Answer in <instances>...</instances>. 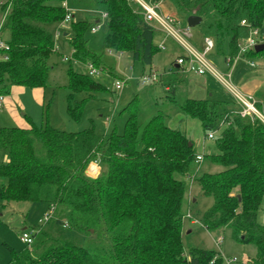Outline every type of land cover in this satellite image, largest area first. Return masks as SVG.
Wrapping results in <instances>:
<instances>
[{
	"label": "trees",
	"instance_id": "obj_1",
	"mask_svg": "<svg viewBox=\"0 0 264 264\" xmlns=\"http://www.w3.org/2000/svg\"><path fill=\"white\" fill-rule=\"evenodd\" d=\"M169 1L186 17H200L202 35L214 39L215 56L233 58L249 27L264 25V0ZM64 2L67 5L66 0H0L1 32L9 31L7 58H0L3 97L13 86L46 89L49 59L57 50L56 36L46 26L62 23L68 13ZM73 2L85 7L94 21L71 14L66 23L71 53L66 61L91 63L115 76L114 60L106 53L114 51L130 52L134 60L151 66L160 50L154 42L157 30L143 21L132 2ZM101 13H106L105 36L103 50L97 51L89 47L86 33ZM244 56L263 57L264 49ZM66 75L67 113L77 121L87 96L105 87L87 71L69 67ZM165 86L171 92L166 100L199 120L205 139L217 131L216 153L203 154L196 163L194 142L167 125L162 112L140 126L134 100L124 109L127 117L120 133L115 128L105 134L92 127L59 129L50 122L51 101L42 105L40 124L26 117L27 127L0 125V200L46 203L53 225L62 231L97 235L96 245H83L74 234L51 236L41 228L32 233L31 246L19 251L8 247L7 264H222V255L214 250L191 247L185 253L181 231L186 178L213 197L202 218L204 228H229L235 242L255 247V255L241 264H264V223L258 217L264 209V125L237 113H221L215 99L178 101L171 83ZM258 106L264 109V100ZM97 159L101 173L88 176V165L87 173H98L93 170L96 163H91ZM204 160L222 169L192 173L191 168Z\"/></svg>",
	"mask_w": 264,
	"mask_h": 264
},
{
	"label": "rangeland",
	"instance_id": "obj_2",
	"mask_svg": "<svg viewBox=\"0 0 264 264\" xmlns=\"http://www.w3.org/2000/svg\"><path fill=\"white\" fill-rule=\"evenodd\" d=\"M67 1V10L71 12L74 19L87 17L94 21L93 16L88 10L80 4L74 3L73 0ZM133 8H136L132 5ZM163 12H173L178 20L180 29H188L190 33L189 41L199 48L202 43L201 24L188 26L187 17L177 11L169 0L161 3ZM4 14L0 11V25L3 24ZM94 24V22H93ZM66 28L65 23L58 24ZM53 26H46L49 31L54 33L57 50L51 55L49 64L52 66L46 83L44 104L51 101L48 110L50 122L59 129L67 131H79L92 127L97 134H105L115 130L120 133L127 117L124 110L127 105L134 100L137 110L138 123L144 126L148 120L162 112L165 115L167 125L172 128L179 129L184 132L193 142L196 152H199L200 144L205 141V152L210 154L213 150L216 152L214 139H205L199 120L191 118L185 114L178 106L168 102L166 97L171 95L170 91H166L165 83L170 82L174 87V96L178 101L185 98L195 99H215L219 101V111L236 113L239 105L235 102L232 95L225 90L222 85L209 75H196L178 71L174 67V59L180 52L176 43L168 36H164L158 32L154 36V42L159 44L163 42L165 48L159 50L154 56L151 66H143L139 60H134L130 52H114L106 51L108 59L114 60L115 76L106 73L104 69L94 76L93 79L99 81L105 87L104 90L96 92L90 97L87 96L83 111L79 120H73L67 113V88L68 78L66 71L69 67L77 72L85 73L86 65L72 61H65L63 57L70 55L71 48L63 36L62 30ZM2 38L8 39L9 31L2 30ZM105 36V28L103 19L101 26L92 32L86 33V38L90 48L102 51L103 40ZM215 55H212L213 58ZM222 57L215 56L218 59L215 63L222 69ZM248 60L254 62V66H248ZM155 69L158 74H163L162 79L156 82L142 84L139 81L140 76ZM100 69V68H99ZM118 78H126L128 81L123 85L120 91H114V82ZM232 82L242 92L252 95L257 100H264V57L255 58L240 57L236 61L234 71L232 73ZM8 105L4 109H0V125L1 126H25V116L30 117L36 124H40L42 120V92L40 89H14L8 95ZM84 95H78L82 98ZM25 116H24V115ZM106 118H109L108 124ZM108 127H107V125ZM215 146V148H213ZM212 149V150H211ZM4 160H7L5 157ZM97 167H100L99 165ZM88 168V167H87ZM222 168L207 160L198 166L195 164L191 170L196 171L218 172ZM88 170V169H87ZM87 170L85 173L87 174ZM96 172V169H93ZM96 177L101 173V167ZM91 176V175H88ZM188 183L187 195L189 200H185L183 205L184 216L182 219V244L187 253L191 247H199L202 249H210L220 252L223 257H233L238 259V263L246 260L248 257L255 255V247L252 244H240L235 242L231 237L229 228H219L215 231H207L203 225V215L213 205L212 195H205L196 181L186 178ZM264 207V203H263ZM48 211V205L43 202H27L12 201L4 202L0 200V264H7L11 258L8 247H12L15 251L31 246L20 239L22 232L34 233L43 228L44 231L51 236L58 235H75L72 231H62L64 228H58L53 225L50 217L45 224L43 221L44 214ZM259 221L264 223V209L259 210ZM51 220V221H50ZM77 243L83 245H96L97 235L92 233L89 237L84 234L77 233L75 235Z\"/></svg>",
	"mask_w": 264,
	"mask_h": 264
},
{
	"label": "built area",
	"instance_id": "obj_3",
	"mask_svg": "<svg viewBox=\"0 0 264 264\" xmlns=\"http://www.w3.org/2000/svg\"><path fill=\"white\" fill-rule=\"evenodd\" d=\"M138 9V13L142 15L143 21L149 26L156 29L158 32L162 33L164 36L170 37L178 46L179 53L174 59V65L177 67L178 71L193 73L196 75H209L216 79L222 87L227 90L235 102L239 105V110L236 112L240 117L249 118L250 120H258L264 125V109L259 107V101L256 100L252 95L242 92L238 89L232 82V73L236 65V61L240 57H245V53L250 50H255V47L260 44H264V25L261 27H249L248 34L243 41L238 44V51L236 55L232 58L230 56L222 57V62L224 68L220 69L214 62L211 55L215 46L214 39L211 36H202L201 47L197 48L190 41V33L188 29H180L178 27V20L173 14L164 13L161 9V3L164 0H129ZM63 5L67 8L66 3ZM106 13H101L100 20H96L91 27V31L95 32L101 26V19L104 20ZM72 18L71 12L65 15L62 23H68ZM244 22H242L243 24ZM0 25V58H7V50L9 48L6 40L2 38ZM160 50L164 49L165 46L163 42L158 45ZM264 57V56H263ZM63 59L66 61L67 56ZM248 65L250 67L254 66L252 60H248ZM87 72L89 75L94 76L100 72V70L94 67L91 63L87 65ZM165 74V73H163ZM163 74H158L156 70H151L146 74H142L139 81L142 84H147L150 82H156ZM128 81V79H117L114 82V89L120 91L123 85ZM4 97L0 95V109L3 105ZM109 120V118H106ZM217 131H210L206 136L207 139L212 140L216 136ZM203 159V154L198 153L196 156V163H199ZM99 165V159L94 162ZM89 167V165H88ZM88 169V168H87ZM86 169V170H87ZM87 175H92L87 173ZM50 217H52V209L48 210L44 216L43 221L46 222ZM20 239L25 243L29 244L33 242L32 233L22 232ZM222 264H239L238 259L233 257H223Z\"/></svg>",
	"mask_w": 264,
	"mask_h": 264
},
{
	"label": "crops",
	"instance_id": "obj_4",
	"mask_svg": "<svg viewBox=\"0 0 264 264\" xmlns=\"http://www.w3.org/2000/svg\"><path fill=\"white\" fill-rule=\"evenodd\" d=\"M162 2H164V1H162ZM164 13H169V14H173V15H175L173 12H164ZM66 24V23H65ZM58 29H61L62 30V34H63V36L64 37H66V41H67V37H68V31H67V26H66V28L65 27H62V26H58V28H57V30ZM199 48H200V46H199ZM65 56H69V55H65ZM222 59V58H221ZM214 60V62H216L218 59H213ZM153 61V60H152ZM249 66V65H248ZM151 67H152V64H151ZM174 67H175V69L177 68L175 65H174ZM223 68H224V66H223ZM151 70H155V69H152L151 68ZM168 87L167 86H165V89H167ZM14 89H18V90H20V89H23V87H19V86H13V87H11V90H10V92H12ZM33 89H40L41 90V92H42V100H41V104L43 105V103H44V95H45V90L44 89H42V88H33ZM257 100V99H256ZM258 101H260V100H258ZM8 105V97L5 95L4 96V100H3V105H2V108L1 109H4L5 108V106H7ZM24 115V114H23ZM25 116V115H24ZM25 122H26V125L25 126H22V127H27L28 126V123H27V119H26V116H25ZM32 120V119H31ZM105 120H107V119H105ZM42 121V120H41ZM107 122V124H108V120L106 121ZM106 124V125H107ZM19 127V126H18ZM107 127H108V125H107ZM213 148H215V146L213 147ZM200 149L201 150H199V152H197V153H201V154H206V152H205V150H206V148H205V141L203 142L202 141V143L200 144ZM212 150V149H211ZM213 153H216L214 150H213V152L212 153H210V154H213ZM200 165L201 164H199V167H200ZM93 169H96V170H99L100 169V167H94ZM97 172V171H96ZM189 198H190V196H189V194L187 195V199L189 200ZM219 254L220 255H222L220 252H219Z\"/></svg>",
	"mask_w": 264,
	"mask_h": 264
},
{
	"label": "water",
	"instance_id": "obj_5",
	"mask_svg": "<svg viewBox=\"0 0 264 264\" xmlns=\"http://www.w3.org/2000/svg\"><path fill=\"white\" fill-rule=\"evenodd\" d=\"M200 17L199 16H195V15H190L187 17V24L188 26H194L196 24H198L200 22ZM264 49V44H260V45H257L255 47V50L256 51H261Z\"/></svg>",
	"mask_w": 264,
	"mask_h": 264
}]
</instances>
